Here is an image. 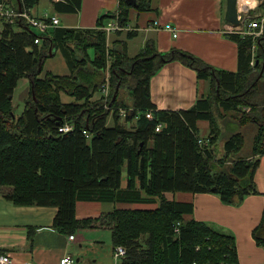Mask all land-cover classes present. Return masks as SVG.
<instances>
[{"label": "trees", "instance_id": "obj_1", "mask_svg": "<svg viewBox=\"0 0 264 264\" xmlns=\"http://www.w3.org/2000/svg\"><path fill=\"white\" fill-rule=\"evenodd\" d=\"M11 1L26 10L41 2ZM49 1L59 12H77L82 2ZM150 3L151 0H138V10H150ZM131 8L128 0H120L117 12L100 16L95 30L55 27L42 34L41 46L35 43L41 34L26 23L2 24L0 187H12L4 196L15 205L57 207L54 227L67 235L84 228L111 227L115 248L121 245L126 249L123 264H238L233 235L204 221L186 220L185 214L193 212V203L170 201L164 195L213 192L223 201L235 204L257 192L256 156L264 154L263 39H258V53L252 65V38L231 33L240 48V68L235 72L217 70L184 50L159 52L154 41H148L138 55L129 57L124 43L121 47L108 46L107 32L101 27L117 17L126 24ZM70 44L82 46L84 55H76ZM89 47L95 48L94 59L87 55ZM51 48L63 49L72 68L69 75L47 72L41 77ZM110 54L114 60L112 89L109 104L103 107L104 99L93 97L105 80ZM171 61H180L196 69L199 78L211 81L207 97L199 98L190 109L157 110L151 100V77ZM25 76L31 81L30 97L24 112L16 116L13 94ZM119 83L129 90L132 102L127 106L120 102L121 89L114 100ZM62 92L74 100L64 102ZM215 100H220L226 113L236 110L238 116L257 125L252 156H234L240 150L239 133L225 143V152L232 155L230 161L217 159L214 137L206 147L199 144L197 122H213ZM121 108L127 110V121H136L133 129L120 122ZM150 110L155 120L147 118ZM111 115L113 124L109 125ZM67 124L73 128L60 131ZM159 124L162 128L157 131ZM212 132L215 133L214 128ZM125 168L128 181L123 187ZM78 201L158 206L115 208L104 219H79ZM177 224L179 232L175 231ZM253 235L259 245H264V212Z\"/></svg>", "mask_w": 264, "mask_h": 264}, {"label": "crops", "instance_id": "obj_2", "mask_svg": "<svg viewBox=\"0 0 264 264\" xmlns=\"http://www.w3.org/2000/svg\"><path fill=\"white\" fill-rule=\"evenodd\" d=\"M46 5L43 11L36 10L37 6L30 11L35 15L46 13L58 15L61 20L60 27L95 30L98 28L100 16L117 12L120 0H82L77 12L56 11L49 0ZM150 5V10L140 11L138 5L132 3L130 19L127 22V25L132 27L131 30L107 33L108 46L121 47V43H125L127 55L135 57L145 48L148 41H154L159 52L180 49L197 56L217 70L233 72L239 70V43L226 29L228 25L225 19L226 0H151ZM156 19L162 24L167 22L175 24L178 36L174 37L173 33L163 26H152ZM70 46L76 51V55H84L82 46L77 44ZM51 52L55 53V64L52 62L46 72L43 69L41 77L47 72L69 75L72 68L63 49L51 48ZM87 55L94 59L95 48H87ZM56 64L60 67L59 70L56 69ZM21 85L23 103L20 113L16 116H20L25 110V102L31 89L30 79L22 77L16 90ZM210 86L211 81L199 78L196 69L180 61H171L164 64L151 77V100L157 110H187L194 107L199 98L207 97ZM16 90L13 94L14 107L17 105L14 102ZM63 93L65 92L61 93V97ZM98 97L96 93L93 100ZM73 100L74 98L71 101ZM150 112L153 114V111ZM124 121L125 119L121 118L120 122L124 124ZM108 124L112 125L109 122ZM197 125L200 138L211 137L214 127L211 121L200 119ZM205 125H208L210 135L203 137ZM236 128L234 127V130ZM252 149L253 146L246 157L252 156ZM256 158H259L254 175L257 192L247 195L240 203H227L219 194L213 192H165L164 195L170 201L193 203V212L185 214L186 220L193 218L204 221L221 232L233 235L238 264L264 262V245H259L253 235L264 212V154L257 155ZM127 181L125 168L123 187L127 186ZM10 190H12L10 186L0 187V252L9 254L13 264H60L65 256H71L75 264H123L125 256L115 257L111 227L84 228L73 235H67L54 227L57 207L15 205L4 196V193ZM157 206L158 203L78 201L76 214L79 219L104 218L115 208L149 209Z\"/></svg>", "mask_w": 264, "mask_h": 264}, {"label": "built area", "instance_id": "obj_3", "mask_svg": "<svg viewBox=\"0 0 264 264\" xmlns=\"http://www.w3.org/2000/svg\"><path fill=\"white\" fill-rule=\"evenodd\" d=\"M240 1V0H239ZM256 4L250 8H247L245 10H241L245 13V15H239L240 22L238 25H230L228 24L226 29L229 33H237L240 34L242 37H251L253 40L252 43V61L251 64L254 65L256 56L258 53V39H263L264 44V0H255ZM240 7V4H239ZM250 10L253 11V14L249 13ZM10 23V24H18L21 22L26 23L31 28H33L36 32H38L41 35H38L35 38V43L41 46L42 44V34L50 31L51 29L58 27L61 23V20L58 15L53 14L50 15L48 13L44 15H35L31 13L30 10L21 9L20 7L14 5L11 0H0V27H2V24ZM152 26L158 27L163 26L165 29L173 33L174 37H177L179 32L175 24L171 22H167L162 24L159 22L158 19L154 20L152 22ZM131 26L126 24H122L119 18H115L111 21H109L105 26L101 27V29L105 30L107 33L116 32V31H122V30H131ZM264 47V45H263ZM113 58L112 55H109V59L107 62V71H106V77L105 80L101 86V90L99 93L101 94V97L103 98L106 106L109 104L110 96H111V77L112 72L111 68L113 65ZM246 110H249V108H246ZM120 114L125 115L127 114V110L121 108ZM148 116L153 115L152 112L147 113ZM73 127L69 124L64 125L60 128V131L62 132H68ZM162 128V125L159 124L156 127L157 131H160ZM199 143L201 146L206 147L210 144V138H200ZM175 231L179 232V224L175 225ZM126 255V249L119 245L115 248V257L120 258ZM0 264H13L12 258L9 254H0ZM60 264H75V260L71 256H65L62 258ZM193 264H197L194 262ZM264 264V262L260 263Z\"/></svg>", "mask_w": 264, "mask_h": 264}, {"label": "rangeland", "instance_id": "obj_4", "mask_svg": "<svg viewBox=\"0 0 264 264\" xmlns=\"http://www.w3.org/2000/svg\"><path fill=\"white\" fill-rule=\"evenodd\" d=\"M47 3H48V0H42L41 3L36 7V10L38 9L39 11H43V9L47 6L46 5ZM253 3H254L253 4V6H254L256 3L255 2H253ZM55 60H56L55 53L52 54V56L49 54V56L45 59V62H44V66H43L44 72H46L48 70V67L51 65L52 62L55 64ZM56 69L57 70L60 69V67H57V64H56ZM119 89H121L120 93H119V99H120V102L122 104H124L123 106H127V105L131 104L132 100H131V97L129 94V90L126 88H121L120 86H119ZM22 91H23V86L21 85L16 90V94L14 97V102H15V104H17L14 107L15 114H18L21 111L20 107H21V103H23V100H22V96L20 93ZM97 93L101 97V94L99 92H97ZM29 97H30V93H29L28 98ZM62 97H63L62 100L65 102H69L73 98L66 93H63ZM117 97H118V95H117ZM101 104L103 105L102 102H101ZM105 106H106V103H104L103 107H105ZM249 110H247V111L249 112ZM146 116L149 120H155L154 115L148 116V114H146ZM123 119H125V115H122V120ZM234 121H237L239 123L238 126L236 123H234ZM108 122L110 124H113L112 115L109 117ZM124 123L128 127H133V125L136 124V121L135 120L134 121H127L125 119ZM212 125L214 126L213 128L215 129V133L211 131V135H210L209 128L207 127L208 125H205V128H203L205 131V135H203V137L210 135L211 137L215 138L214 139V141H215L214 149H215L217 159L222 158L221 160L230 161L232 155L225 152V150H224L225 143L228 139L232 138L237 133H239V135L242 136V140L238 141L240 150L236 154H234V156L235 157H239V156L244 157V156L248 155L251 147L254 145V142H255V139H256V136L258 133L257 125L254 122L241 118L240 116H238V113L236 112V110H232V111H229L226 113L225 110L223 109V107L220 105V100L219 101L215 100L214 117H213ZM234 127H237L236 130H234ZM131 210H134V209H131ZM145 237H142V238L145 239ZM143 264H145V263H143Z\"/></svg>", "mask_w": 264, "mask_h": 264}, {"label": "water", "instance_id": "obj_5", "mask_svg": "<svg viewBox=\"0 0 264 264\" xmlns=\"http://www.w3.org/2000/svg\"><path fill=\"white\" fill-rule=\"evenodd\" d=\"M130 4H135L137 5V0L130 1L128 0ZM227 5H226V11H225V19L228 24L230 25H238L240 22L239 15H245L243 11L240 10L239 7V0H226ZM251 14H253V11L250 10ZM54 54V52H51L50 55ZM119 86L120 83L118 84L115 94H114V100L117 98L118 92H119Z\"/></svg>", "mask_w": 264, "mask_h": 264}, {"label": "bare ground", "instance_id": "obj_6", "mask_svg": "<svg viewBox=\"0 0 264 264\" xmlns=\"http://www.w3.org/2000/svg\"><path fill=\"white\" fill-rule=\"evenodd\" d=\"M255 0H240L239 1V4H240V10H245V9H247V8H250V7H252L253 6V2H254ZM125 42V41H124ZM126 43H128V42H126ZM125 44V43H124ZM121 85V84H120ZM180 225V224H179Z\"/></svg>", "mask_w": 264, "mask_h": 264}]
</instances>
